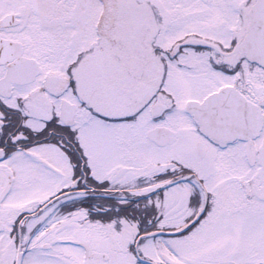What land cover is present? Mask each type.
<instances>
[{
  "label": "snow or ice",
  "instance_id": "obj_1",
  "mask_svg": "<svg viewBox=\"0 0 264 264\" xmlns=\"http://www.w3.org/2000/svg\"><path fill=\"white\" fill-rule=\"evenodd\" d=\"M0 264H264V0H0Z\"/></svg>",
  "mask_w": 264,
  "mask_h": 264
}]
</instances>
